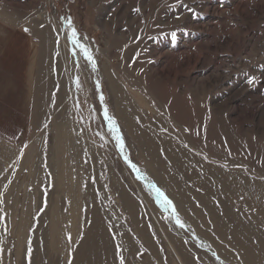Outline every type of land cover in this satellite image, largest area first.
<instances>
[{
	"label": "rangeland",
	"instance_id": "374dc122",
	"mask_svg": "<svg viewBox=\"0 0 264 264\" xmlns=\"http://www.w3.org/2000/svg\"><path fill=\"white\" fill-rule=\"evenodd\" d=\"M71 30L86 53L71 41ZM113 79L133 119L152 132H145L148 139L156 137L152 152L168 157L167 145L186 151L213 185H221L209 210H220L232 226L242 220L252 226L264 251V224L222 183L229 187L227 174L264 190V0H0V264H87L90 253L107 251L97 234L89 247L99 207L93 195L75 196L56 185L55 127L67 120L83 175L106 215L104 242L114 264L146 258L185 264L172 234L198 264H248L239 251L225 257L216 248L219 262L210 239L205 244L189 230L117 115ZM113 177L134 197L158 255L137 231ZM197 191L205 193L199 186ZM28 192L32 207L30 201L24 206ZM74 199L80 232L63 231L54 248L53 209H69Z\"/></svg>",
	"mask_w": 264,
	"mask_h": 264
},
{
	"label": "bare ground",
	"instance_id": "6f19581e",
	"mask_svg": "<svg viewBox=\"0 0 264 264\" xmlns=\"http://www.w3.org/2000/svg\"><path fill=\"white\" fill-rule=\"evenodd\" d=\"M70 36L72 39L71 41H73L74 45L78 49H80L83 54L86 53V47L83 39L76 32L74 35L73 30H71ZM110 83L114 90V93L117 96V115L120 116L123 124L125 125L132 138H134L138 142L141 148V154L147 160V165L151 173L162 185L168 187L167 189L169 195L172 196L175 200L174 205L181 212L184 220L186 221V219H188V223L191 225H188V227L192 234L199 233L203 238L200 240L205 244L206 241L204 240V238L210 239V243L212 244H210V247H213L211 249L214 250V253L218 257L217 259L219 262L223 260L222 256H219L215 251L216 248L219 253L221 255H224L225 257H227V252L236 250L239 251V253L242 255L243 260H245V262H247L248 264H264V251L262 250L261 246L254 242L253 236H257L258 234L255 232L252 226L251 228L245 226L246 224L243 220L238 223L237 226L235 224H233L232 226L229 222L226 221L227 217L220 210H209L212 208L211 194L220 191L221 185H213V178L207 172L198 168V162L190 158L191 156L186 154V151L183 152L182 149L177 152V150L170 148L168 145L166 146L165 143H161L162 146H166L164 149L165 154L168 156L165 157L166 159L162 155V152H158L157 149L155 150L156 152H152L153 147H151L150 145L154 144L156 146V137L153 139L155 142L150 139V137L148 139V134L145 133L148 131L144 130V128L136 122L135 118L133 119L131 109L126 102V99H124V96L122 94L123 92L121 91L120 86L117 84V82L114 81V79L111 80ZM55 128L56 131L54 135L53 151H51V158L54 162L53 165L55 167L54 174L56 185L59 188L64 189L66 193L70 192L75 196H83L84 193L88 192L89 194L93 195L94 199L97 202L96 204L99 206H95L94 210V213L97 217L96 222L92 218L90 222L92 223L90 228L92 234L90 233L88 236L90 238L89 247L94 243L95 234H97L99 240L101 239L103 241V244L107 251H105L104 248H100L101 252L90 253V258L86 263L114 264L113 253L108 249V243L106 241L104 242V231H106V226L102 221V215L104 220L106 215L101 213L102 204L94 193L95 186L91 185L89 179L87 180L83 175L85 167L83 168L81 163L83 162V158L80 159V146L76 141L77 139L75 137L73 123L69 120L63 121L58 123ZM148 133L150 135V133L152 132ZM159 154L163 158H161ZM81 155L83 156L84 154ZM244 179L235 181L234 178L230 175H224V180L230 182L228 184L229 187H227V183L222 181V183L225 184L224 192L226 193L229 191L230 194H232L234 200L237 201V203H239L241 206H247L248 209L252 211L258 224H264V201L262 200L264 196V190L261 186L258 185H252L249 189L248 187H246V182L244 181ZM112 182L114 186L120 191L122 202L129 215L131 216V220L133 221L140 236L145 241V244L148 246L149 250L152 253L156 252L157 254L159 252L157 250L158 247H156L157 245L154 241L150 229L148 228V226H146V223L141 217L139 206L136 204L134 197H132V194L130 195L128 191L125 190L126 188H121V186L118 185L117 179L115 177H113ZM183 182H186L187 185H183ZM197 186L201 187L205 193L199 194L200 192L198 193ZM31 196L32 193L28 192L24 206L30 200H32ZM28 205L29 207H32L34 204L32 201H30ZM79 208L80 203L75 199L69 209L61 210L59 209L58 205L54 207L50 220V241L51 245L54 248L60 247L59 245L64 240L65 237L63 235V231L66 230L67 232L73 233L74 236H77L79 234ZM68 219H72L73 221L72 228H70L71 226L68 225ZM24 223L26 224L24 217H22V226H24ZM125 236L128 237L127 239L131 242V238L127 235ZM248 236L249 239H251L250 241L246 239ZM169 239H171L173 243H175L178 254L185 264H198L191 258V254L189 252L190 250L184 247L183 241L174 237V234H172ZM196 239L199 240L198 234ZM81 251L82 250L80 249V252ZM120 251L125 250L121 248ZM98 256L100 258H98ZM259 256H262L263 259ZM150 260L151 258H146L145 260H142L137 264H152ZM222 263L224 262H221V264ZM80 264H82V261L80 262ZM83 264H85V262H83Z\"/></svg>",
	"mask_w": 264,
	"mask_h": 264
},
{
	"label": "snow or ice",
	"instance_id": "6c2138e0",
	"mask_svg": "<svg viewBox=\"0 0 264 264\" xmlns=\"http://www.w3.org/2000/svg\"><path fill=\"white\" fill-rule=\"evenodd\" d=\"M25 31H27V29H25ZM73 34L75 35V30H73ZM171 39H172V41L173 42H175V40H176V38H177V34H176V32H172L171 34ZM90 59H91V57H89ZM255 82V78L254 77H252V78H250L249 79V83L250 84H252V83H254ZM101 99H102V97H101ZM157 192H158V195L160 194L159 193V190H157ZM167 202V201H166Z\"/></svg>",
	"mask_w": 264,
	"mask_h": 264
}]
</instances>
